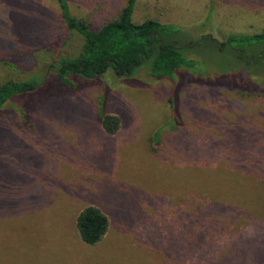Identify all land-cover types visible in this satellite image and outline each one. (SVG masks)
Masks as SVG:
<instances>
[{
    "label": "rangeland",
    "instance_id": "obj_1",
    "mask_svg": "<svg viewBox=\"0 0 264 264\" xmlns=\"http://www.w3.org/2000/svg\"><path fill=\"white\" fill-rule=\"evenodd\" d=\"M119 1L67 0L87 23L107 20ZM148 3L188 43L264 27V0ZM81 46L55 0H0V83L37 85L0 110L2 263L264 264V97L205 85L242 64L264 87V59L251 65L211 42L183 48L204 75L179 78L171 105L173 82L151 80L148 63L130 80L55 79L51 63ZM101 114L119 118L115 136L101 130ZM89 204L112 225L94 246L71 222Z\"/></svg>",
    "mask_w": 264,
    "mask_h": 264
},
{
    "label": "trees",
    "instance_id": "obj_2",
    "mask_svg": "<svg viewBox=\"0 0 264 264\" xmlns=\"http://www.w3.org/2000/svg\"><path fill=\"white\" fill-rule=\"evenodd\" d=\"M149 0H123L115 4L114 13L105 21L95 20L87 23L72 16L67 0H55L58 5L62 25L70 32H76L82 37V46L78 54L70 59H63L52 62L51 68L56 66V77L64 85H68L67 77L75 79L94 80L99 76L112 75L115 78H132L134 71L144 64H149L150 79H169L173 82L172 92L168 95L170 104L172 96L178 92L179 78L191 76V81L202 74L201 64L196 60L183 55L181 49L194 48L196 44L203 45L211 42L219 50L225 46H235L233 51L238 59H246L248 64L258 65L264 59V27L258 32H232L222 33V39L215 41L209 34H200L195 42L188 43L180 37V28L175 24L162 21L155 15L154 5ZM113 3V2H112ZM111 3V5H112ZM252 7L254 11L258 8ZM257 13V12H254ZM135 14H137L135 16ZM207 21L213 22L208 16ZM204 23V26L212 28L211 23ZM41 28V27H39ZM221 35V34H220ZM183 44L184 46L180 45ZM257 47L259 54L246 56V51ZM249 52V51H248ZM184 53V52H183ZM50 65V64H49ZM240 64L232 73L229 81L221 82L214 77L205 85H214L229 91H234L242 96L264 97V87L258 84L257 73L254 68ZM199 68V71H198ZM249 70L251 77L248 84L243 88L246 80L245 72ZM111 71V74H106ZM228 75V76H230ZM241 80H237L236 77ZM257 76V75H256ZM126 80V81H128ZM200 84H204L200 82ZM37 85L34 83H23L7 81L0 83V110L18 96L34 91ZM101 130L108 136H115L120 127V120L112 114H101L98 118ZM238 183V182H236ZM235 183V184H236ZM72 219V226L75 225L76 238L81 243L94 246L102 242L111 230V222L106 210L92 204L76 210ZM75 221V222H73ZM47 223V221H45ZM0 264L2 258H0ZM8 264H10L8 262Z\"/></svg>",
    "mask_w": 264,
    "mask_h": 264
}]
</instances>
